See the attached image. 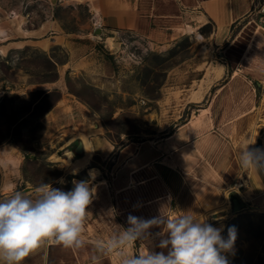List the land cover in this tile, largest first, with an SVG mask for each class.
Segmentation results:
<instances>
[{"label": "rangeland", "instance_id": "rangeland-1", "mask_svg": "<svg viewBox=\"0 0 264 264\" xmlns=\"http://www.w3.org/2000/svg\"><path fill=\"white\" fill-rule=\"evenodd\" d=\"M67 5L59 0H0V22L14 31L13 37L0 40V47H5L4 51L0 49V147L13 145L21 157L17 174L0 163V199L14 190L34 195V187L41 183L64 191L73 188V181L88 180L102 185L100 200L95 191V208L92 214L87 213L84 222V247L74 251L46 241L20 264H119L115 252L103 255L95 244L126 228L129 214L144 219L178 215V198H203L191 183L194 168L181 171L173 153L191 140L184 139L168 149L160 147L168 134L201 113V108L209 107L212 122L216 119V125L209 130L215 129L226 139L221 152L225 158L217 157L215 164L213 151L211 160L202 159L205 167L215 173V166L222 164L230 166V173L235 167V171L242 168L240 149L250 143L254 125L264 123V22L259 13L246 15L232 25L225 39L214 45L207 41L203 46L190 34L167 44H152L126 32L130 40L125 45L118 38H109L106 47L96 44L100 52H84L79 49L78 36L64 33L66 27L74 28L70 13L63 9ZM18 13L24 15L29 29L44 32L56 19L67 26L59 30L60 41L44 48L41 41L50 44L48 40L36 41L42 32L32 37L18 28L14 18ZM219 63L224 65L222 75L214 79L199 101L194 100L193 96L206 82L208 68ZM63 97H67V103L60 101ZM80 102L99 117L104 126L102 138L112 148L108 154L96 152L73 172L66 165L65 152L70 150L74 158L81 157L79 133L91 127ZM89 134L95 137L92 132ZM256 144L264 148V138L258 137ZM143 147L150 153L139 162L152 167L155 160L164 163L157 161L154 168L150 166L136 174L132 171L136 165H127L126 161ZM161 149L175 151L159 157ZM165 166L171 168L163 174L161 168ZM91 167L98 172L95 179L89 176L93 172ZM242 173L226 178L227 183L220 189L221 204H227L226 197L230 202L222 207L217 218L214 205L194 216L215 227L223 226L225 237L228 227L235 226L237 238L232 252L227 254L229 264H264V207L245 204L239 211L232 208L230 189ZM61 178L63 183L59 182ZM9 181L13 186L7 190L5 185ZM178 181L185 182L180 190L186 188V197H180V192L174 194L172 183ZM247 188L240 189L237 195L242 198V190L253 196L250 184ZM167 192L176 196L168 207L166 202L162 203L163 193ZM205 192L204 198L212 196L208 190ZM146 201L156 205L146 210L150 208ZM179 205L183 207L182 202ZM149 231L146 239L137 241L128 251L138 253L144 247L167 254L166 248L158 246L167 235L163 226Z\"/></svg>", "mask_w": 264, "mask_h": 264}, {"label": "clouds", "instance_id": "clouds-1", "mask_svg": "<svg viewBox=\"0 0 264 264\" xmlns=\"http://www.w3.org/2000/svg\"><path fill=\"white\" fill-rule=\"evenodd\" d=\"M255 140L240 149L239 163L245 169L264 171V148H249ZM89 176L95 179L94 172ZM63 183V178L60 179ZM73 188L64 191L50 183L34 187V195L14 190L0 199V264H20L46 241L78 250L82 239L87 207L95 195L88 180L73 181ZM127 227L107 241H97L96 249L103 255L115 252L119 264H229L237 230L229 226L215 227L191 214L144 219L129 214ZM163 226L166 238L159 243L164 252L128 251L137 241L150 235V229ZM94 260L96 257L93 258Z\"/></svg>", "mask_w": 264, "mask_h": 264}, {"label": "crops", "instance_id": "crops-1", "mask_svg": "<svg viewBox=\"0 0 264 264\" xmlns=\"http://www.w3.org/2000/svg\"><path fill=\"white\" fill-rule=\"evenodd\" d=\"M67 1L64 2V4L68 3V5L64 6L63 9H66L70 13L73 23L71 26L74 28L68 29L66 27V23L61 19L53 20V23L48 25V29L40 33L41 38L36 39V41L42 39L48 40L50 47L53 42L55 43L60 41L59 30H65V26L67 29V31H64L65 34H72L79 37L77 40V42H81L79 44V49L84 52H100V49L96 47V44L99 43L101 47H106V43H108L109 38H117V32L120 34L130 32L146 39L152 44H167L171 40H176L183 34H190L195 38L192 32L184 30L185 26L191 25L195 26L206 36L208 44L211 42L214 45V42L218 43L220 40L225 39L224 37L227 35L234 23L243 20L246 15L248 16L253 12H262V6H264V0L263 2L260 0ZM95 19H100L105 26V28L101 30L100 40L91 36L93 34L97 37L95 32L99 29L93 26ZM48 32L53 33L51 36L45 37ZM32 37H36V35H32ZM213 84L214 79L212 80L210 86ZM214 124L216 125V119L213 121V125ZM214 131L215 133H218L215 129ZM169 151H175V149H161L159 157L165 155ZM173 153L175 154V152ZM133 156H135V154ZM218 156L219 154L217 157ZM217 157L214 158V162ZM217 160L215 164H217ZM128 161L129 159L126 161V164ZM215 167L217 168L215 169L216 173L206 168L204 164H202L199 169L194 167V179L191 180V183L195 186L197 194H202L201 197L203 198H199L197 196H193L194 198L186 197L184 192H187V190L185 188L184 191L179 193L180 197L181 195L182 197H186L184 199L185 201L182 198L180 201L179 198L177 199V209H175V211L178 212V215H195L199 210H204L207 209V207L210 208L214 205V218H217V216L220 215L218 206L223 200L220 189H222L227 183L224 182L223 178L226 181V178H229L230 174L233 176L236 174L234 176L235 178L240 172H244L242 174H245V172L248 174L252 172V179L248 183L251 186V192L254 191L253 198L246 199L242 196V198H240L242 199L241 202H243L244 205L255 204L257 207H264V171H257L255 169L245 170L243 168L235 171V169H237L235 167L233 173H230L232 171L229 169L230 166L227 164ZM170 168V166L162 167L163 174L167 171L166 169ZM182 170L183 169L181 168V171ZM130 177V179L133 180V176L131 175ZM173 183L172 188L178 187L181 184L182 186L185 185V182L183 183L178 181ZM205 190H208L209 195L212 196L204 198L203 194H206ZM175 197L176 196L172 198L171 203L176 200ZM180 202L183 203V207L182 205H179Z\"/></svg>", "mask_w": 264, "mask_h": 264}, {"label": "bare ground", "instance_id": "bare-ground-1", "mask_svg": "<svg viewBox=\"0 0 264 264\" xmlns=\"http://www.w3.org/2000/svg\"><path fill=\"white\" fill-rule=\"evenodd\" d=\"M14 18L17 19V26L22 32L27 33V34H32V35H37V33L42 32V29H29V28H27L25 25V17L22 14L18 13L16 15H14ZM184 30H186L188 32H192L194 34L195 38L198 41L203 43V46L205 45L204 43L207 42L206 36L202 32H200L195 26H191V25L185 26ZM100 34L96 33L97 36H100ZM13 35H14L13 29L3 25L2 22H0V40H6L8 38L13 37ZM41 44L43 45L44 48L49 47L48 42L41 41ZM115 45L118 47L119 43L117 42V43H115ZM0 49L2 51H4L5 47L1 46ZM223 69H224V65H222L221 63H219L217 67L214 66L213 69H211V67L208 68L206 82L203 85H201V87L198 89L197 95L193 96V97H195L194 100H200L202 98V96L204 95V93L208 89L210 82L213 79L220 77L223 73ZM235 73H237V71ZM61 81L62 80L60 79V82ZM62 85H63V87H65L64 83H62ZM67 100H68L67 97H63V99H61L60 101L67 103ZM80 104H81V107L83 108L84 113L86 114L85 115L86 121L91 124V127L88 129H84L83 131H80V133H79V134H81V136H80V138H81L80 149H82V151H83V154L81 155V157L74 158L73 153L70 150H67L65 152V158L64 159L66 160V165L68 166L69 170L73 171V172L78 171L82 166H84L96 152L99 151L103 154L104 153L108 154L112 148V145L107 143L106 141H104V138H102L104 126H103L101 120L99 119V117L95 113H93L90 109H88V107L85 104H83L81 102H80ZM208 111H209V107L201 108L200 109L201 113L194 115L193 118H190L187 122L182 123L178 127L177 131L168 134L161 141L160 147L168 149L170 147H173L176 144L181 143L184 139H190L191 140L188 143H184L178 151H175V154L177 156L176 162L179 163V166L185 172L191 171L194 167L196 169H199L202 166V164L204 163V160L202 161V159H207V160L210 159L211 160L210 153L213 151H214L215 157H217V155L220 153L218 157L222 158V159L225 158V155H224L225 153L221 154V152L224 149V147H226L225 146L226 145V139L221 134L215 133L214 130L213 131L209 130L211 128V126L213 125V122L211 120V117H210ZM196 118H198V119H196ZM90 132H92V134L95 137L90 136V134H89ZM195 137H197V138H195ZM258 137L264 138V123L263 124L257 123L254 125L252 134L250 136V142L255 140V143L250 144L249 145L250 148H260L256 144ZM149 153L150 152H149L148 148L143 147L135 157L129 159L127 165L128 164H132L133 166L136 165L132 169L133 173L137 174L138 172H141L143 170H147V168L150 166L152 167V165L147 166L148 164H145L144 161L139 162L142 159L148 158ZM157 153H160V152H157ZM19 155H20L19 151H17L13 145H4V147H0V163L3 164L5 167H8L10 169V171L14 172L15 174H17L19 172V164L21 161V157ZM157 161H160V160H155L154 162H151V164L154 163V165H156ZM166 161H168V160H166ZM161 162L164 163V161H161ZM154 165L152 168H154ZM156 167H155V169H156ZM91 170L94 172L95 175L98 174V172L96 171L95 168L91 167ZM161 170H163V169L161 168ZM252 170H254V169H252ZM241 176L243 177V175H241ZM251 179H252V172H250L249 174L247 173V176L245 178V181L247 184L242 190H246V191L248 190V188H247L249 186L248 182ZM223 180H224V182H226L224 178H223ZM101 181L104 182V180H101ZM153 182H154V180H153ZM89 184H90V187L95 188V191H96L97 196H98V201H99L100 200V197H99L100 193H103L104 187L102 185H99L98 183H94L91 181H89ZM12 186H13V183L11 181H9L6 183L5 188L7 190H9ZM180 188H182V184L178 187H174V194L177 195L178 192H181L182 190H180ZM242 190H241V193H242L241 195L244 198L248 199V198L254 197V195L251 196L250 193H248V192L245 193ZM163 195H164L163 199H162L163 205L166 202L168 204L167 207L171 206L170 201H171V198H173V193L167 192V193H163ZM150 202L146 201V204L148 206H150V208L147 207L146 210L152 209L154 207V205H156V203L148 204ZM226 202H227V204L223 203V204L219 205V207H218V209L220 211L219 213H221L222 207L226 208L228 206V203L230 202L228 197H226ZM163 205L157 204L158 207H162ZM94 208L95 207H94L93 203L91 202V204L86 209L88 215L92 214V210ZM172 215H174V214H172ZM216 227H221V226H216ZM145 250L146 249L143 247L142 251H145Z\"/></svg>", "mask_w": 264, "mask_h": 264}, {"label": "built area", "instance_id": "built-area-1", "mask_svg": "<svg viewBox=\"0 0 264 264\" xmlns=\"http://www.w3.org/2000/svg\"><path fill=\"white\" fill-rule=\"evenodd\" d=\"M66 1L67 0H59L60 3L61 2L64 3ZM259 14H260L259 15L260 21L264 22V10L262 12H260ZM94 27L95 28H99L101 30L103 28H105L104 24L102 23V21L100 19H95L94 20ZM117 34L119 35V36L117 35V38H118V42L120 44H124L125 45V43L128 40H130L129 35H127L126 33L120 34V33L117 32ZM246 176H247V173H245L243 175V177L241 175L239 176L238 180L233 183L232 188L230 189V191H231L230 193H237V192L240 193V189H243L245 187V185H246V181H245Z\"/></svg>", "mask_w": 264, "mask_h": 264}, {"label": "water", "instance_id": "water-1", "mask_svg": "<svg viewBox=\"0 0 264 264\" xmlns=\"http://www.w3.org/2000/svg\"><path fill=\"white\" fill-rule=\"evenodd\" d=\"M95 33L100 34L101 29H97ZM230 198L232 201V208L234 211L242 210L245 207L244 204H242L240 197L237 194L235 193L230 194Z\"/></svg>", "mask_w": 264, "mask_h": 264}, {"label": "trees", "instance_id": "trees-1", "mask_svg": "<svg viewBox=\"0 0 264 264\" xmlns=\"http://www.w3.org/2000/svg\"><path fill=\"white\" fill-rule=\"evenodd\" d=\"M237 194V193H236ZM240 197V196H239ZM241 200V199H240ZM243 203V202H242Z\"/></svg>", "mask_w": 264, "mask_h": 264}]
</instances>
